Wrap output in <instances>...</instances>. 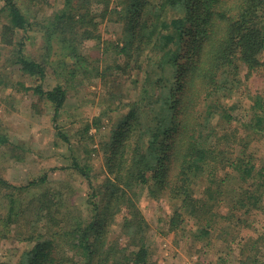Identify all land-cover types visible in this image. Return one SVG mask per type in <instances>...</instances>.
<instances>
[{"label": "trees", "instance_id": "trees-1", "mask_svg": "<svg viewBox=\"0 0 264 264\" xmlns=\"http://www.w3.org/2000/svg\"><path fill=\"white\" fill-rule=\"evenodd\" d=\"M23 1L0 0V13L6 18L0 43L11 47L10 62L19 67V72L42 77L44 67L24 55V35L34 23L23 10ZM108 3L63 0L62 8L47 17L43 25L47 49H51L50 34L56 30L60 32L61 48L67 52L64 58L79 61L84 56L77 44L85 39L98 40L99 20L113 16L115 22L122 23L123 33L110 48L125 57V64L116 66L123 73L134 62L142 74L135 87L139 88L136 99L127 104L125 122L113 131L105 150L110 177L100 188H104L102 192L98 189L92 193V197L101 193L103 202H92L89 221L77 223L71 230L53 233L45 227L41 234L29 233L25 239L34 244L23 254L21 264H154L147 245L148 224L137 206L144 190L151 198L176 206L170 216V230L178 228V218L185 211L198 218L200 235H207L212 226L227 219L215 213L209 218L203 212L209 202L220 203L215 196L222 193L224 183L210 181L203 198L197 201L193 199L196 180L205 173L210 174L209 180L215 179L218 169L225 171L227 179L228 166L243 183L253 178L254 166L243 151L236 158H228L219 148L230 137L236 141L237 137L227 131L219 133L212 119L217 118L219 128L229 125L236 108L232 99L259 68H264V0H115L111 10ZM17 32L22 36L19 41L12 38ZM107 51L109 48L104 53ZM92 68L97 69L94 65ZM34 92L53 106L54 113L67 98L59 85L48 91L35 87ZM262 106L255 95L250 105L254 121L249 127L260 133L264 132V112L256 110L264 109ZM243 126L247 129L248 124ZM6 141L0 139V145ZM72 167L91 185L85 168L76 162ZM258 176L264 177V172ZM246 186L240 187L246 196L235 191L228 194L234 202L226 205L230 214L260 200L254 195L253 180ZM46 198L30 201L36 225L53 213V197ZM15 205L12 196L3 226L14 217L24 216L22 210L15 211ZM122 209L126 215L120 224L123 245L119 246L118 237L109 241L108 233ZM64 247L72 253L70 256L60 253ZM75 255L80 256L81 263H74ZM245 259L249 261L250 256Z\"/></svg>", "mask_w": 264, "mask_h": 264}, {"label": "rangeland", "instance_id": "rangeland-1", "mask_svg": "<svg viewBox=\"0 0 264 264\" xmlns=\"http://www.w3.org/2000/svg\"><path fill=\"white\" fill-rule=\"evenodd\" d=\"M114 1L109 0V10L113 9ZM22 3L34 23L24 35V55L41 64L45 71L42 77L22 74L19 67L10 62L11 47L0 43V139H7L0 145V233H3L0 235V264H21L23 254L34 244L25 239L29 233L41 234L46 231L45 227L53 233L59 229L67 231L77 223L89 221L92 202H103L101 193L96 197H92V193L102 188L110 177L106 165L107 144L113 131L125 122L127 104L136 99L139 88L135 87L142 78L134 62L123 73L116 66L124 65L125 57L110 48L123 33L122 23L115 22L113 16L99 20L98 40L85 39L77 44L84 59L76 61L64 58L67 52L61 48L60 32L54 30L50 34V51L45 44L44 20L62 8L63 0ZM5 22V13L1 12L0 29ZM21 37L18 32L12 35L13 40ZM106 48L109 51L104 53ZM58 85L66 91L67 98L54 113L53 106L35 94L34 89L40 87L48 91ZM244 85L231 102L236 106L232 112L234 120L219 128L214 116L212 123L219 133L235 134L240 141L238 144L230 137L219 148L228 158H236L243 151L245 158L250 159L254 172L249 182L253 180L254 195L260 200L230 214L226 205L234 202L228 194L241 192L249 182H241L238 173L232 172L229 166L227 179H224L223 169H218L212 180H209L210 174L205 173L196 180L193 199L203 198L210 181L214 184L222 181V193L215 196L220 203L209 202L203 212L209 218L215 213L227 219H219V226H212L207 235H200L198 218L185 211L178 218V228L170 230L169 220L176 206L167 200L151 198L144 190L137 206L148 224L147 245L154 264H264V177L258 176L260 171L264 172V132L249 127L254 121L250 110L254 96L258 95L264 105V68H259ZM260 111L264 109L256 110ZM246 123L247 129L243 126ZM75 162L87 170L91 185L72 167ZM33 182L34 186L30 187ZM242 192V197L246 196ZM47 195L53 197V213L36 225L37 217L31 218L34 212L29 209L30 201L34 197L38 201L47 200ZM12 196L16 198L15 211L22 210L24 216L17 220L14 217L3 226ZM125 215L122 209L108 233L109 241L118 237L119 246L123 245V237L119 235ZM60 253L72 254L65 247ZM247 255L249 261H245ZM73 261L82 262L79 255H75Z\"/></svg>", "mask_w": 264, "mask_h": 264}]
</instances>
